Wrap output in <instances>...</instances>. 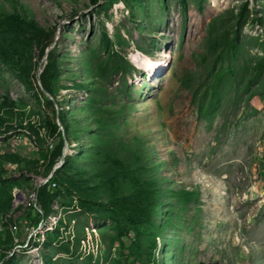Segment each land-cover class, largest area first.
Listing matches in <instances>:
<instances>
[{
    "label": "rangeland",
    "instance_id": "1",
    "mask_svg": "<svg viewBox=\"0 0 264 264\" xmlns=\"http://www.w3.org/2000/svg\"><path fill=\"white\" fill-rule=\"evenodd\" d=\"M117 260L264 264V0H0V264Z\"/></svg>",
    "mask_w": 264,
    "mask_h": 264
},
{
    "label": "trees",
    "instance_id": "2",
    "mask_svg": "<svg viewBox=\"0 0 264 264\" xmlns=\"http://www.w3.org/2000/svg\"><path fill=\"white\" fill-rule=\"evenodd\" d=\"M43 38H45V45L43 47V49H44L43 52H45L46 51L45 48L47 49V48H51L54 46L55 37H54L53 33H49V34H45ZM55 54H56V51L54 50L49 55V58L51 59L52 62L55 60ZM44 107H45V111L48 112L50 117L51 116L55 117V113H54L55 108H54V104L52 101H50L49 99H46ZM52 127L56 131H58L57 124H53ZM116 184H117V182H115V185ZM115 185H114L115 188H114V197H113L114 198L113 199L114 204L111 207L112 210H115L116 208H119V209L122 208V205L116 206V204H118L121 199H120V197H117L119 192H118L117 186H115ZM52 186H54V188H55L57 186V183L54 182L52 184ZM139 191L141 194H143V200L142 199H138V200L132 199V201L126 202V203H130L132 205L133 219H136L137 217H140V218L142 217L143 218L142 220H148L147 218H150V216H152V219H153L155 216L159 215V214H155L157 212L156 207L159 205V202H157L159 195H157L156 190L153 189L150 185H146L143 187L137 186L135 189V192L137 195H139ZM59 194H60V190H58L55 195L57 196ZM43 195H45V188L43 189V192H42V196ZM43 201L44 200L42 199L41 200L42 207L47 210L51 205V201L49 200V202H47L46 204H44ZM120 212L121 211H118L117 214ZM48 214H44L43 218L46 219L48 217ZM119 215H122V213H120ZM118 217L120 218V222H119L120 228L122 231H125V228L123 227V225L121 223V217L120 216H118ZM28 220L30 221V223H34V224H36V223L38 224V222H39V221H35V220L33 221L31 216L28 218ZM133 241H135V240H133ZM150 241L153 242L154 239H150ZM4 245H5V248L7 250H9L8 252H10L11 251L10 245L9 244H4ZM140 248H141V246L139 247L138 242L135 241L130 247H128L127 251L131 252L132 254H136L138 252V249L140 252V250H141ZM7 257H8L7 255L4 256V258H7ZM143 260L144 259L142 257V259L140 261H143ZM114 264H123V262H121V260H117L114 262Z\"/></svg>",
    "mask_w": 264,
    "mask_h": 264
},
{
    "label": "bare ground",
    "instance_id": "3",
    "mask_svg": "<svg viewBox=\"0 0 264 264\" xmlns=\"http://www.w3.org/2000/svg\"><path fill=\"white\" fill-rule=\"evenodd\" d=\"M163 68L164 66L162 62L150 59L148 60V65L144 68V70H146L145 72L149 74V78L154 81L156 78H159L160 71H162Z\"/></svg>",
    "mask_w": 264,
    "mask_h": 264
},
{
    "label": "built area",
    "instance_id": "4",
    "mask_svg": "<svg viewBox=\"0 0 264 264\" xmlns=\"http://www.w3.org/2000/svg\"><path fill=\"white\" fill-rule=\"evenodd\" d=\"M54 187V186H53ZM28 231H29V228L27 227Z\"/></svg>",
    "mask_w": 264,
    "mask_h": 264
}]
</instances>
